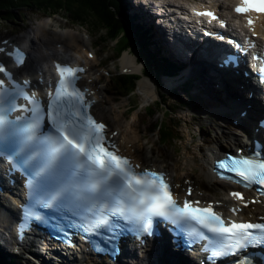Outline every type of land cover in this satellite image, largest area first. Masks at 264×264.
Here are the masks:
<instances>
[{"label":"snow or ice","instance_id":"1","mask_svg":"<svg viewBox=\"0 0 264 264\" xmlns=\"http://www.w3.org/2000/svg\"><path fill=\"white\" fill-rule=\"evenodd\" d=\"M233 11L238 16L253 12L264 15V0H239ZM193 14L218 19L212 11L193 10ZM253 25V19L247 18L244 26L255 36ZM220 26L226 25L220 21ZM220 38L224 39L222 35ZM12 55L19 64L21 52ZM235 61L234 56L226 55L221 66H231ZM83 72V68L56 63L59 79L54 86L49 85L45 104L36 98L28 80L24 81L25 88L13 84L11 92L3 90L4 78L12 80L13 76L0 66V161L12 162L9 173L20 169L27 175L33 200L23 209L18 238L23 239L30 222L56 221L51 226L65 237L69 235L66 230L71 229L80 231L84 239L99 237L102 244L90 239L92 250L111 258L119 254L123 237L131 235L144 245L145 237L160 235L157 225H162L174 244L190 246L206 240L201 251L207 254L208 264L229 256L237 257L234 264H256V254L245 253L250 248H264V223L225 220L212 204L201 207L198 200L185 198L181 203L174 198L165 172L147 168L137 171L140 165L133 167L129 158L121 156L107 135V126L89 114L86 90L77 84ZM258 78L264 81V67ZM17 99L27 106L18 105ZM16 111L23 115L10 118ZM260 126L264 127V121ZM240 151L236 156L224 154L213 171L225 180H232L226 173H233L245 188L259 185L258 191L264 195V153L244 156ZM191 194L189 187L187 195ZM230 195L247 206L240 193ZM36 208L52 215H42ZM230 211L236 215L239 209ZM258 259L264 264V254Z\"/></svg>","mask_w":264,"mask_h":264},{"label":"trees","instance_id":"2","mask_svg":"<svg viewBox=\"0 0 264 264\" xmlns=\"http://www.w3.org/2000/svg\"><path fill=\"white\" fill-rule=\"evenodd\" d=\"M124 6L122 0H0V21L8 22L16 14L21 16L24 11L63 7L70 13L74 23L90 25L106 42L121 36L119 41L122 47L118 43L114 55L120 57L127 50L134 52L137 62L142 66V76L154 79L158 87L159 100L154 102L152 110L144 111V119L152 120L162 114L153 129L160 127L165 139L176 140L174 132L177 131V125L173 123L172 116L183 107L184 102L177 90L162 92V80L174 75L177 66L161 55V47L152 39L149 29L136 23L135 18H129ZM136 78L118 77L117 87L124 94H130L135 89ZM0 264L4 263L0 261Z\"/></svg>","mask_w":264,"mask_h":264},{"label":"rangeland","instance_id":"3","mask_svg":"<svg viewBox=\"0 0 264 264\" xmlns=\"http://www.w3.org/2000/svg\"><path fill=\"white\" fill-rule=\"evenodd\" d=\"M191 1L193 0H187L186 2ZM181 3H185V1ZM35 13L42 12L35 10H33L32 12L24 11V16L22 18H17L16 21H14L15 24L20 25L19 28L11 24H2L0 22V40H2L3 37L8 36L11 32L14 33L15 36H21L23 35L22 32L28 29L30 37H33L35 33L34 30L31 31V29H33V27L35 26L33 21L38 19V15H35ZM57 20L59 21V19ZM66 26L70 25L66 24ZM69 28H71V26ZM118 37V41L121 40V36ZM38 47L39 46H37L36 50L39 49ZM68 53L69 55H73V53L70 51ZM110 53L112 55L113 51L111 50ZM125 53H123L122 55H124ZM111 55L110 63L106 69H111L114 74L120 73L119 62H121V60L119 59L117 62H113V60L111 59ZM130 55L132 56V58H135L134 52H131ZM32 56L33 51L31 52V57ZM138 67H140L141 70V66L138 65ZM165 87L162 88V92L170 91L168 90L170 88L168 82H166ZM133 93L134 95L130 97L131 104H133V106L135 104L139 105V108L141 109V115H143L144 109H152V104H149L145 107V105L148 103L144 102L143 96L136 95L135 92ZM179 95L181 96L183 94L179 93ZM183 100H185L186 102L188 101L185 98H183ZM189 102H191L197 108L193 111L190 110L185 115V108L183 107L181 109L180 107V109L175 111V116H173V122L178 126V129L176 131V137L180 138V140L176 143L169 142L168 145L159 146L154 134L148 135L146 131L139 128H143L144 126L140 123L138 117L135 118V113L130 114L128 112L127 117H123L121 125L130 126L133 124L139 126L138 135L141 136L139 142L141 154L148 153L149 157L151 156L155 158L157 160L158 166H161L163 169L168 170L170 172V175L174 178L182 179L183 177H191L195 181V183L198 184V186L206 189L207 193L204 198L210 199L217 196V193L212 192V190L216 189L218 186L216 185L214 186V189H209L207 184H205L202 180L199 179L201 169L205 170V155L207 154V150L211 148H217V146H215L214 144H218L219 148H222L223 150H226L229 147H234L231 145V139L222 135L227 130V127H215L214 124L212 127L207 128L202 125L203 118L195 113V111L197 113H201L203 111V103L200 101V99H191L189 100ZM106 116L109 119L114 117V112L112 111V109H109L107 111ZM160 118V116H156V120H159ZM193 118L198 119L195 120ZM155 122V120L146 121L145 119V123L150 126H153ZM227 123L228 126H230V121H228ZM201 126L204 127L202 131L200 129ZM111 128H117L116 123H113L111 125ZM236 133L240 134L239 131H236ZM204 142H209L210 144H205ZM222 195L223 194H221V196ZM22 258L24 259V261L21 262V264H32L31 262H28V259L26 257ZM37 263L44 264L42 259L37 261Z\"/></svg>","mask_w":264,"mask_h":264},{"label":"bare ground","instance_id":"4","mask_svg":"<svg viewBox=\"0 0 264 264\" xmlns=\"http://www.w3.org/2000/svg\"><path fill=\"white\" fill-rule=\"evenodd\" d=\"M163 1H167V0H163ZM171 1L173 2L174 0H171ZM139 8H140V5L137 3L135 6V11H137ZM47 26H48V23L46 21H40L37 25V32L39 31L41 32L42 36H45L47 34L46 31L48 30ZM54 37L62 40L63 45L66 46L67 48L69 49L74 48L76 50L79 49V53H83L84 44L77 35L73 33H69L68 31L61 32V33H58L56 31L54 33ZM12 42H14L15 44L23 43V44L29 45L31 50L35 49L37 46H43V47L45 46V41L43 39L37 36L30 37V33L23 34L22 36H15L14 38H12ZM45 52H46V55L41 56L39 62L44 61L45 57H48V56H49V60L52 59V56H50L52 55V50L45 48ZM88 52L89 50L87 51V49H84L85 55H87ZM73 53H78V52H73ZM84 61L86 62L87 66L89 67L94 66L97 62L96 53H94L92 60L84 59ZM77 62L80 63V61H77ZM121 63H122V69H127L132 72H138L140 70V67H138V65L135 63V58H132L130 53H125L123 55V57L121 58ZM187 70H188L189 75L192 77H195L196 79L195 94L200 97L199 99L205 105L207 114L213 115L215 118L227 123L231 119V117L235 114V112L237 111V108L243 107L244 109H246V107H249V109H247L248 117L242 121V127H243L242 131L244 132L245 131L247 132L248 129L251 128L256 118L261 115L262 107L256 102L255 99H252L251 101L248 99L236 101V98L238 97H236L228 88L223 87L221 84H218L217 88L215 87L216 85V83H214L215 71L212 69V66L210 65V63H208V58L206 56L203 59V65H201V63L198 61H193L189 59ZM89 82L93 84V81H91L90 71L87 73V76L85 79V85L86 87L92 89L93 88L92 84H89ZM154 84H155L154 82L143 78L140 81H138L137 89L139 90L140 93L145 94L149 99L153 100L156 98V90H155ZM98 92L100 93V96L102 97V99L95 105V108H97L98 110L97 113L100 116L99 109L103 107L102 101L104 100L105 97H104L103 90H98ZM234 99H235V102H234ZM251 121L253 122L250 125H248L247 123H250ZM117 122H120V120ZM128 129H129L128 127L124 128L118 125L116 129L118 131V135L116 138L118 145L121 149H124L128 154H130L137 163H140L146 166V164L143 162V160L141 159L138 153L139 149H138L137 143L140 141L141 136L137 135L133 131L129 132ZM253 134L254 133L251 132V134H249L248 137L253 136ZM225 135H227L234 142L233 144L234 147L243 146L244 138H242L241 136H238L236 132L228 131L227 133H225ZM223 152L224 151H222L219 148L218 151L209 153L206 160L211 161L214 158L220 157L222 156L221 154ZM152 167H155V166H152ZM199 178L203 182H205L207 185L214 186L215 182L213 181L212 177L206 171L202 169L200 171ZM176 180L179 181L178 178ZM173 181H174V178H173ZM178 181H174V183H179ZM221 184H222V190L225 196L227 193L228 187L223 183ZM214 200L219 201L218 199H214ZM260 208L261 207H254L255 210H260ZM248 212L251 213L252 211L248 210ZM9 216L13 217L14 212L9 211ZM2 223L8 224V219L6 221H3ZM160 259L163 264H166V262L161 256V253H160ZM161 261L155 260L157 264L158 263L162 264ZM149 264H151V262Z\"/></svg>","mask_w":264,"mask_h":264},{"label":"clouds","instance_id":"5","mask_svg":"<svg viewBox=\"0 0 264 264\" xmlns=\"http://www.w3.org/2000/svg\"><path fill=\"white\" fill-rule=\"evenodd\" d=\"M23 13V12H22Z\"/></svg>","mask_w":264,"mask_h":264}]
</instances>
